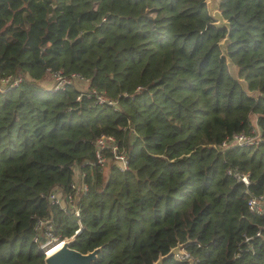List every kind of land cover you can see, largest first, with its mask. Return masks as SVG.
<instances>
[{
	"label": "trees",
	"instance_id": "1",
	"mask_svg": "<svg viewBox=\"0 0 264 264\" xmlns=\"http://www.w3.org/2000/svg\"><path fill=\"white\" fill-rule=\"evenodd\" d=\"M217 9L226 25L205 0H0V79L17 78L0 90V264L41 260L39 219L101 246L94 264H152L177 242L162 264H264L246 204L264 192V0ZM56 71L69 81L44 85ZM101 134L124 170L110 148L96 163Z\"/></svg>",
	"mask_w": 264,
	"mask_h": 264
},
{
	"label": "built area",
	"instance_id": "2",
	"mask_svg": "<svg viewBox=\"0 0 264 264\" xmlns=\"http://www.w3.org/2000/svg\"><path fill=\"white\" fill-rule=\"evenodd\" d=\"M51 76L53 77L52 81V87L53 89L61 88L65 83H67L69 80L64 77L59 71L51 73ZM76 79H82L78 75L74 74ZM0 82L2 84V87H0V90H5L8 88L13 87L15 84H17V78L11 79L9 76H5L0 79ZM96 102L102 103L106 102L108 104H112V101L104 99L103 96L100 94H96ZM252 137L245 136L242 134H234L233 137L229 140V143H236V144H248L252 141ZM94 144V156L96 163L101 167L104 166L109 159L108 157H105L103 154L104 149L110 148L112 153V160L117 165L118 169L124 170L127 167L128 161L125 153L119 152L116 145L113 142V137L111 135H105L101 134L97 136L93 140ZM237 178L242 181L245 185L248 183V179L246 175H238ZM73 185H76L73 182ZM81 188H85L84 184H80ZM49 199L51 202H56L61 204L63 206V203L61 202V199L55 194L52 193L49 195ZM247 208L249 211L255 212L257 214H264V192L257 196H249L246 201ZM77 213V211H75ZM44 228V238L39 243V247H41L44 252L46 253L49 251L54 245H58L60 242H62L65 239H70L73 237V235L78 231L79 228L74 230L73 235L70 237H63L59 238L57 235L52 234L49 231V224L44 219H39L35 223V235L33 240H38L41 238V235H38L37 231L39 228Z\"/></svg>",
	"mask_w": 264,
	"mask_h": 264
},
{
	"label": "water",
	"instance_id": "3",
	"mask_svg": "<svg viewBox=\"0 0 264 264\" xmlns=\"http://www.w3.org/2000/svg\"><path fill=\"white\" fill-rule=\"evenodd\" d=\"M218 0H205L206 10L209 17L217 25H226L227 21L224 19L217 9ZM182 244L177 242L170 247L167 252L159 253L152 264H162L163 259L173 256L174 259L179 260L181 254ZM101 246H96L86 252H80L71 247V239H65L60 242L54 249H50L43 256L44 264H93L97 258V251Z\"/></svg>",
	"mask_w": 264,
	"mask_h": 264
},
{
	"label": "rangeland",
	"instance_id": "4",
	"mask_svg": "<svg viewBox=\"0 0 264 264\" xmlns=\"http://www.w3.org/2000/svg\"><path fill=\"white\" fill-rule=\"evenodd\" d=\"M98 3L95 4L97 6ZM53 77L51 76V73L45 77V79L42 81L44 85H52Z\"/></svg>",
	"mask_w": 264,
	"mask_h": 264
},
{
	"label": "flooded vegetation",
	"instance_id": "5",
	"mask_svg": "<svg viewBox=\"0 0 264 264\" xmlns=\"http://www.w3.org/2000/svg\"><path fill=\"white\" fill-rule=\"evenodd\" d=\"M72 238H73V237L70 238L71 241H72ZM44 254H45V252H44V250H43V256H44ZM43 256L41 257V260H40L37 264H44ZM94 262H95V261H94ZM93 264H94V263H93Z\"/></svg>",
	"mask_w": 264,
	"mask_h": 264
},
{
	"label": "bare ground",
	"instance_id": "6",
	"mask_svg": "<svg viewBox=\"0 0 264 264\" xmlns=\"http://www.w3.org/2000/svg\"><path fill=\"white\" fill-rule=\"evenodd\" d=\"M57 245H54L51 249H54Z\"/></svg>",
	"mask_w": 264,
	"mask_h": 264
},
{
	"label": "crops",
	"instance_id": "7",
	"mask_svg": "<svg viewBox=\"0 0 264 264\" xmlns=\"http://www.w3.org/2000/svg\"><path fill=\"white\" fill-rule=\"evenodd\" d=\"M48 86H51V85H48Z\"/></svg>",
	"mask_w": 264,
	"mask_h": 264
}]
</instances>
